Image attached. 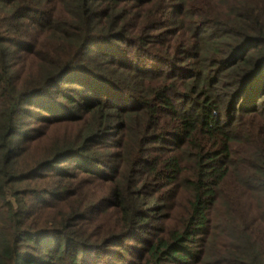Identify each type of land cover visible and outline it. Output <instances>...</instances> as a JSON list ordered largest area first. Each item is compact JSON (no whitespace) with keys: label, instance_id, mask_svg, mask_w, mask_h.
Listing matches in <instances>:
<instances>
[{"label":"trees","instance_id":"obj_1","mask_svg":"<svg viewBox=\"0 0 264 264\" xmlns=\"http://www.w3.org/2000/svg\"><path fill=\"white\" fill-rule=\"evenodd\" d=\"M0 264H264V0H0Z\"/></svg>","mask_w":264,"mask_h":264}]
</instances>
